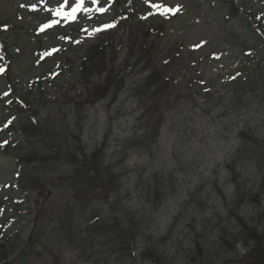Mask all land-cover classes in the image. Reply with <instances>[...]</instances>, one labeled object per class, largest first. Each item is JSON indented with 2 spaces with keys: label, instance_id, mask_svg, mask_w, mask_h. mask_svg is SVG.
<instances>
[{
  "label": "rangeland",
  "instance_id": "obj_1",
  "mask_svg": "<svg viewBox=\"0 0 264 264\" xmlns=\"http://www.w3.org/2000/svg\"><path fill=\"white\" fill-rule=\"evenodd\" d=\"M59 2L62 0H0V246L4 244L7 249L0 264H19L18 259H23L29 250V264H94L85 260L84 254H91L95 264H151L140 257L141 248L147 244L155 245L154 252L163 264H200L202 258L194 250L196 243L203 245L207 257L203 264H240L234 251L241 257L246 250L239 241L240 222L228 214V202L235 193L245 196L237 211L241 217L249 216L255 208L245 193H258L257 203L262 201L264 206V190L259 191L261 174L264 175L260 155L232 161L239 132L245 126L250 127L254 140L261 143L256 139L260 138L264 143V0H233L238 13L232 16L226 0H99L98 6L107 9L104 13L93 11L91 18L79 13L76 22L61 20L40 31L41 25L53 19L45 8L56 7ZM31 3H36L35 11L22 6ZM151 3L179 6V10L162 16L150 7ZM85 6L94 7L90 0ZM106 23L114 27L92 35L82 31H92ZM150 26L154 35L146 45L154 41L150 66L157 70L158 83L149 89V95L129 90L131 83L144 78V71L139 72L144 66L142 60L140 65L129 64L123 70L125 85L118 98L110 99L109 95L92 106L81 105L82 112L64 104L70 97L77 98L82 89L69 70L60 73L61 67L51 59L53 55L62 58L80 54L102 35L114 32L112 45H116L118 58L114 63L119 64L129 53L130 37L137 34L136 29L133 34L130 30ZM137 55L129 61L134 62ZM6 67L10 80L4 73ZM35 81L44 82L43 102L49 92L53 95L49 100L55 103L47 108L39 103L36 120L44 109L55 121L64 118L73 123L78 119L83 125L81 145L86 151L81 150L87 153L72 156L74 166L64 161L46 163L48 169L56 165V175L64 178L59 185L63 183L66 189L53 190V176L51 182L45 180L40 196L37 191L17 189L16 166L7 155L18 156V163L31 166L26 164L31 150L23 149L27 144L18 128L25 116L37 122L31 112L15 108V99L19 97L23 103L22 95H27ZM62 84L69 93L66 97L56 91ZM137 115L141 116L139 121ZM148 119L160 123L153 137L146 125ZM11 126H15L14 130L7 129ZM107 133L114 147L108 145V159L120 178L103 189L91 177L99 188V218L110 219L116 234L120 236L122 232L128 237L134 256L132 248L128 254L121 253L120 247L114 251L102 248L99 240L85 231L84 217L69 219L80 236L75 245L80 241L86 245L82 254L63 238L60 222L50 219L55 217L54 204L65 205L66 200L78 194L80 186L76 188L65 181L66 176L89 167L87 157ZM143 137L151 139L150 150H140ZM130 138V145L123 149V142ZM230 162L239 173L235 178L240 185L232 182V172L227 167ZM35 171L31 168L27 177ZM64 210L65 207L60 210L62 217ZM39 224L44 226L43 243L36 239ZM55 227L59 232L52 235ZM217 237L225 238L226 243L217 241ZM215 242L222 244L218 255L212 246ZM207 246L212 249L208 251ZM114 252L117 253L113 255Z\"/></svg>",
  "mask_w": 264,
  "mask_h": 264
},
{
  "label": "trees",
  "instance_id": "obj_2",
  "mask_svg": "<svg viewBox=\"0 0 264 264\" xmlns=\"http://www.w3.org/2000/svg\"><path fill=\"white\" fill-rule=\"evenodd\" d=\"M226 1L228 2L229 16L235 15L237 13V7L233 0ZM135 29L137 34L130 37L129 53L125 56L123 62L119 64L114 63L118 60L116 45H112V39L115 34L114 32L102 35V37L98 38L91 46L81 50L80 54H71L68 57L62 58L55 56L53 58L54 62L61 67L62 72H64L65 69L69 70L68 73L70 77L73 78L76 84L82 89L79 91V96L77 98L70 97L65 101L64 104H67L69 109L77 108L80 110L81 105L84 104L92 106L100 101H104L109 95L110 99L114 97L118 98L116 96L123 90L125 85V73L123 70L126 69L129 64L133 66L140 65L142 60H145L144 66L139 72H142V70L144 71V78L131 83L129 90L140 91L144 95H149V89L153 86L155 87V84L157 85L158 83V78H156L157 70L156 68L152 69L150 66L153 62L154 41L151 40L150 45H146L147 40L154 34L151 31V26L141 30L133 28L130 30V33L133 34ZM137 53L139 55H137ZM135 55H137V57L134 59V62H130L129 60ZM6 77L10 80L9 72H6ZM51 83L52 81L49 84L51 85ZM42 84H44V82H33L27 89V95H22L23 103L20 102V99L15 101V108L17 110L25 109L24 112H31L32 117L37 122L32 123L30 120L26 119L25 116L20 119V127L18 128V131L21 133L22 138L27 144L23 149L31 150L26 162L27 165L31 166L18 163V156L14 157L6 153L12 158V162L17 167H20L19 172L17 173L18 186L22 189L33 190L34 192L37 191L38 196L43 193L42 190L45 186V180L51 182L53 176L56 183L52 185V189L55 191L66 189V185L63 183L59 185L64 178L56 175V172L58 171L56 165L53 168L50 166V169H48L46 163H61L60 161H64L70 162L71 165L74 166L75 163L71 161L72 156L79 154L86 156L87 154L81 150V148L85 150L81 145L83 125L81 127L82 123H80L78 119L73 121L76 112L72 113L71 116L73 123H67L64 118L56 121L53 118L52 120L46 109L39 113V117L36 120L35 115L38 114L36 107L39 103H44L46 108L55 105L54 101L49 100V97L53 96L52 93L49 92L46 93L43 102L44 91L42 90L44 89ZM154 89L152 90V93L154 92ZM56 91H61L62 93L60 94L62 97H66L67 94H69L66 92L68 90L64 88L63 84L59 86ZM143 103L144 101L141 100L140 105ZM27 106L29 108L28 111L26 110ZM59 110H61V108H59ZM80 112L82 111L80 110ZM141 115H143V112ZM136 118L139 121L141 116L137 115ZM34 119L32 120L34 121ZM80 119H83V115L80 116ZM149 120L150 119L146 122V125L150 129L149 131L152 134L151 137H153V135L158 133V126L160 123H151ZM14 128L15 126L10 127L11 130H14ZM249 128V126H245L239 133L240 140L232 161L235 159L248 160L251 156L256 158L260 155L259 162L262 164L261 167L264 171V152L262 151V148H264V143H262L263 140L256 138L261 143L254 140L252 136L253 134L250 132ZM108 134L109 133L106 134L104 139L98 144V147L92 150L87 157L89 167L82 171L75 170L72 174L66 176L65 181L73 183L76 188L80 186V188L76 190L78 194L76 196H71V198L66 200L65 205L61 202V205L54 204L52 206L55 217H51L50 219L60 222V229H62V233H64L63 238L66 237L68 245L73 246L74 249L79 250L82 254L86 250V245L83 241H80L75 245V241L80 236L79 233L73 230L70 226L72 222L70 223L69 219L75 221L76 218L84 217V221L87 223V229L85 231L90 232V236L95 240H99L98 244L102 248L109 247L110 250L114 251L116 247H120V250L122 251L121 253L127 254L129 249L132 248L131 251H133V246L130 247L128 237L122 232L120 233L121 235L118 236L115 232L116 228H113L110 219L108 221L106 220L108 218H105L104 220L99 218V188L98 185L97 187L95 186L96 182H93L91 177L94 176L95 179L100 182L99 185L101 184V188L103 189L105 186H109L111 182H117L120 178L119 172L114 167L115 165H113L108 159L109 146L111 149L114 148L107 137ZM34 135H36L35 139L33 138ZM131 139L132 138L123 142V149L130 145ZM22 141L23 140H21V142ZM39 142L42 143L41 146L39 145ZM140 142L142 143L140 150L151 149L149 148L151 145V139L146 141V138L143 137ZM73 149H75V152ZM121 157L123 158L124 156ZM88 163L84 162V165H87ZM227 167L232 172V182H234L235 186L238 184L240 185V180L237 181L235 178L239 173H235L232 163L230 162ZM31 168L36 171L32 173L31 176L27 177L28 173L31 172ZM156 183L157 182H155L154 185H156ZM259 186V191L264 190V175L262 174ZM155 190L156 187L153 188L152 191L154 192ZM238 190H241L240 187ZM257 194L258 193H245V195H249L246 200L255 203V208H253L249 216L241 217L237 215L238 209L245 202V196L243 194L238 195L235 193L234 197L228 202V207L230 209L228 214L240 222L239 225L242 234L239 240H241L242 245L246 247V255L243 257L244 262L241 261L243 264H264V206L261 207L262 201L257 203ZM35 201L38 204L37 199H35ZM115 203L116 205L118 204L117 200H115ZM63 207H65V210L62 217L60 210ZM83 209H86L87 212L82 213ZM256 209L260 210L257 211ZM95 218H98L99 220L97 222H92ZM115 224L118 227L117 220L115 221ZM44 226L39 224L38 231L36 232V239L37 241H41V243L46 240L44 230H42ZM57 232H59V230L55 227L53 232L50 233L55 235ZM218 240L224 244L226 243L225 238L217 237V241ZM212 246L213 248L215 247L217 251L215 252V255H218V251L222 249V244L215 242ZM227 246L230 247L228 244ZM0 247V258H3L6 256L7 249L4 244ZM134 248L136 250L138 249L136 247ZM154 248L155 245H145L140 250V257L151 261V264H163L160 261V257L155 254ZM211 249L212 248L208 247V251ZM194 250L196 256L199 255L202 258V262L203 259H207L202 244L196 243L194 245ZM11 252H13V248L11 249ZM30 252L31 250H29L27 255L24 254L23 259H18L19 264H29L28 255ZM234 252L236 253L237 250ZM115 253L117 252L112 254L114 255ZM84 255H87L84 256L85 260L92 261L94 264L96 263V260L91 259V254ZM131 255H133V253H131ZM191 259H195L194 252ZM240 259L241 258H239V260ZM202 262L200 264H203Z\"/></svg>",
  "mask_w": 264,
  "mask_h": 264
},
{
  "label": "snow or ice",
  "instance_id": "obj_3",
  "mask_svg": "<svg viewBox=\"0 0 264 264\" xmlns=\"http://www.w3.org/2000/svg\"><path fill=\"white\" fill-rule=\"evenodd\" d=\"M46 2V0H44ZM146 3L149 2V0H145ZM86 0H62V2H59L56 7H46L45 10L49 11L51 13V16L53 19H50L47 23L41 25L40 31H44L45 29L52 28L53 26L59 24L61 20H63L65 23H72L76 22L78 20V14L84 13L88 14L89 18H91V13L93 11L97 13H104L107 9L104 7H99V0H90V3L94 7H87L85 6ZM29 7L30 10L35 11L37 9L36 3H31L30 5H22ZM150 7L154 10H157L160 15L167 16L169 14H175L179 10V6L173 8L168 7L163 3H151ZM111 27H114V24L112 23H106L101 24L98 27L92 29V31H88L87 29H82V31H87L88 35H92L93 32H100L105 29H109ZM4 28L6 29L7 26L5 25ZM61 39H70L69 37H61ZM198 46V45H197ZM53 51H56V49H53ZM3 71V68H0V72ZM7 96V93L4 94Z\"/></svg>",
  "mask_w": 264,
  "mask_h": 264
},
{
  "label": "water",
  "instance_id": "obj_4",
  "mask_svg": "<svg viewBox=\"0 0 264 264\" xmlns=\"http://www.w3.org/2000/svg\"><path fill=\"white\" fill-rule=\"evenodd\" d=\"M6 264H8V263H6Z\"/></svg>",
  "mask_w": 264,
  "mask_h": 264
}]
</instances>
